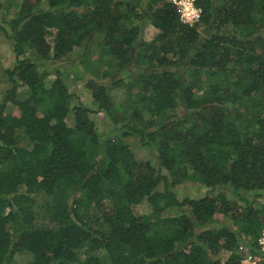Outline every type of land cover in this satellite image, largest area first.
I'll return each mask as SVG.
<instances>
[{
  "label": "trees",
  "instance_id": "1",
  "mask_svg": "<svg viewBox=\"0 0 264 264\" xmlns=\"http://www.w3.org/2000/svg\"><path fill=\"white\" fill-rule=\"evenodd\" d=\"M197 4L189 27L169 0H0L16 56L0 103V264H241L264 228V0ZM28 50L53 64L97 52L96 110L60 72L48 84ZM187 183L206 194L180 200Z\"/></svg>",
  "mask_w": 264,
  "mask_h": 264
},
{
  "label": "rangeland",
  "instance_id": "2",
  "mask_svg": "<svg viewBox=\"0 0 264 264\" xmlns=\"http://www.w3.org/2000/svg\"><path fill=\"white\" fill-rule=\"evenodd\" d=\"M5 1V0H4ZM0 27H4L9 30L8 26L2 23V19L0 16ZM157 31L152 27H148L142 36L143 42L149 43L151 42ZM13 43L5 38L4 34L0 32V103L2 102L5 93L11 87L9 83L8 77L6 75V71L12 70L16 66V56L13 52ZM28 60L32 63H35L39 66L41 72L47 71L51 76L48 77L47 83L51 84L56 79V73L60 72L63 76V79L66 81L71 93L75 94L78 98V104L83 105L87 108L96 110V107L93 104L92 96L90 91L87 89V83L97 78L96 75L99 71L106 70L105 66L99 65L100 61H98L99 57L97 52L93 53V56L90 57L87 61H81L80 57L73 56L71 59L66 60L62 64H53L50 62H43L40 57H38L35 52L28 50ZM101 74V73H99ZM111 80H102L101 84L108 87L111 91L112 100L116 105H123L126 101V92L124 87H113ZM29 92L26 88L20 89V97L27 98ZM93 118L97 124L98 130L100 134H108V132L112 128V124L110 119L104 114L99 113L93 115ZM68 123L72 126L74 121L73 117L69 118ZM122 125H119L117 128L119 129ZM132 142V141H131ZM132 148L135 150V153L141 158L147 159L152 158L154 152L149 153L146 149L140 148L138 141L132 142ZM207 192L201 184L199 183H187L179 186L175 189V193L177 194L180 200L185 198H200L203 197ZM42 204V217L40 219V223H48L50 221V217L53 216L51 208L49 205V201L46 198L41 199ZM138 213L140 215L148 216L152 212V207L148 203L142 204L138 209ZM220 219V220H219ZM218 221H224L222 217L218 218ZM253 239L245 238L240 246H244V252L246 253L250 248L249 245ZM238 247V252L240 253V249ZM243 252V253H244ZM226 254H222L221 258L225 259ZM29 256L25 255L22 257H18V262L20 264H28L30 262Z\"/></svg>",
  "mask_w": 264,
  "mask_h": 264
},
{
  "label": "built area",
  "instance_id": "3",
  "mask_svg": "<svg viewBox=\"0 0 264 264\" xmlns=\"http://www.w3.org/2000/svg\"><path fill=\"white\" fill-rule=\"evenodd\" d=\"M169 3L172 4L179 16V20H180V13L177 10V6L179 3V0H177L176 3L173 2V0H169ZM193 7L199 9V15H198V19H195L194 22L189 25L188 23H184V22H180L183 25L189 26V27H194L195 25L199 24L202 16H203V10L202 8H200L197 4V0H194L193 3ZM251 245H249L250 249L245 253L244 252V246H240V256H241V264H260V262L262 261V259H264V228L262 229L258 239L255 242V245L252 244V242L250 243ZM257 249V251L259 252V254H255L254 253V247ZM244 252V253H243Z\"/></svg>",
  "mask_w": 264,
  "mask_h": 264
},
{
  "label": "clouds",
  "instance_id": "4",
  "mask_svg": "<svg viewBox=\"0 0 264 264\" xmlns=\"http://www.w3.org/2000/svg\"><path fill=\"white\" fill-rule=\"evenodd\" d=\"M174 3L177 0H173ZM194 0H179L177 10L180 13L181 22L191 25L195 19H198L199 9L193 7Z\"/></svg>",
  "mask_w": 264,
  "mask_h": 264
}]
</instances>
